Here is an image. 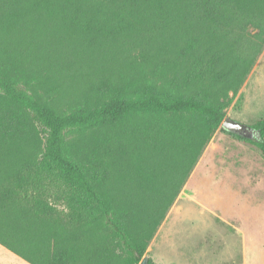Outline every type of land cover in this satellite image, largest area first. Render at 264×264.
<instances>
[{"label": "trees", "instance_id": "16d2710c", "mask_svg": "<svg viewBox=\"0 0 264 264\" xmlns=\"http://www.w3.org/2000/svg\"><path fill=\"white\" fill-rule=\"evenodd\" d=\"M121 1L0 0V244L31 264H140L218 129L264 155V116L259 136L222 126L264 44V0ZM52 25L99 69L68 102L62 75L88 67L51 56ZM164 166L182 175L156 216L142 192Z\"/></svg>", "mask_w": 264, "mask_h": 264}, {"label": "rangeland", "instance_id": "374dc122", "mask_svg": "<svg viewBox=\"0 0 264 264\" xmlns=\"http://www.w3.org/2000/svg\"><path fill=\"white\" fill-rule=\"evenodd\" d=\"M88 1L97 4V0ZM121 3L114 0L111 7L120 9ZM103 8L102 18L109 12L104 9L102 13ZM46 32L41 40L49 44L51 56L77 70L88 67L85 71L62 75L63 99L68 102L83 90L86 78L99 69L94 66L95 62L86 61L89 50L81 47L78 34L66 36L54 25ZM255 32L252 29V34ZM11 37L0 31V44L4 40L10 43ZM77 76L83 77L76 79ZM263 116L264 44L244 84L226 109V118L248 125ZM254 135L257 136L250 134ZM163 168L158 172V181L147 183L155 185V190L142 192L145 198L158 199L156 216L176 190L182 175V172L179 176L172 175L170 169ZM132 184L135 188L136 183ZM146 255L156 264H264V155L261 150L218 129L166 211L148 243ZM0 264L24 263L0 246Z\"/></svg>", "mask_w": 264, "mask_h": 264}, {"label": "water", "instance_id": "95a60500", "mask_svg": "<svg viewBox=\"0 0 264 264\" xmlns=\"http://www.w3.org/2000/svg\"><path fill=\"white\" fill-rule=\"evenodd\" d=\"M222 126L231 132L244 133L247 135L254 133L257 134V136H259V133L254 129L252 125L241 123L235 119L225 118V120L222 123ZM140 264H149V256L147 255L144 256Z\"/></svg>", "mask_w": 264, "mask_h": 264}, {"label": "crops", "instance_id": "0c3cea01", "mask_svg": "<svg viewBox=\"0 0 264 264\" xmlns=\"http://www.w3.org/2000/svg\"><path fill=\"white\" fill-rule=\"evenodd\" d=\"M0 246L4 247L3 245L0 244ZM6 248V247H4ZM7 249V248H6ZM10 253H12L13 255H15L16 257H18L20 259V261L24 264H31L28 261H26L25 259H23L22 257L18 256L17 254H15L14 252L10 251L9 249H7Z\"/></svg>", "mask_w": 264, "mask_h": 264}]
</instances>
